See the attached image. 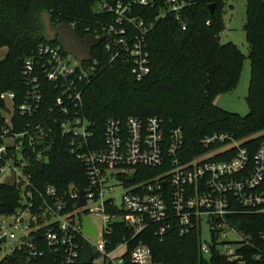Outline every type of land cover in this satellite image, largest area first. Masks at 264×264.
<instances>
[{
  "label": "built area",
  "instance_id": "obj_1",
  "mask_svg": "<svg viewBox=\"0 0 264 264\" xmlns=\"http://www.w3.org/2000/svg\"><path fill=\"white\" fill-rule=\"evenodd\" d=\"M195 2L97 0L100 8L93 9L103 18L85 28L87 35L105 36L93 49L99 47L97 56L92 51L82 62L52 42L40 43L25 56L26 89L20 100L14 91L0 93V183L13 185L19 193L15 209L0 215V246L11 244L2 260L14 256L16 264H82V248L89 243L88 264H158L144 243L129 249L124 237L109 247L113 225L121 222L136 234L153 225L160 240L171 230L180 236L196 230L203 255L208 256L216 243L229 260L244 264L236 247L249 241L229 217L236 203L244 210L264 212V140L251 153L231 133H215L201 140L208 150L187 157L183 130L158 116L109 117L100 141L83 112L87 86L121 57L129 58L137 80L146 77L151 71L148 34L169 15L185 30L184 11ZM137 7L149 11L144 16ZM45 82L57 92L48 104ZM59 141H67L70 152L84 163L83 188L37 184L33 168L49 162ZM131 175L133 180H128ZM117 187L122 189L119 198ZM84 214L95 236L83 231ZM92 216L101 217V231ZM205 224L209 241L203 240ZM229 232L239 240H228ZM97 236L100 239L92 244Z\"/></svg>",
  "mask_w": 264,
  "mask_h": 264
},
{
  "label": "trees",
  "instance_id": "obj_2",
  "mask_svg": "<svg viewBox=\"0 0 264 264\" xmlns=\"http://www.w3.org/2000/svg\"><path fill=\"white\" fill-rule=\"evenodd\" d=\"M96 1L0 0V46L7 48L5 57L0 59V93L14 91L19 101L25 92L24 58L36 51L40 43L48 42L42 20L45 11L50 12L54 25L75 23V30L84 38L85 28L103 18L93 9ZM195 1L184 11L185 30L169 15L159 20L148 34L151 71L146 77L137 80L131 61L124 56L102 70L87 86L83 112L93 123L95 140L103 141V129L109 117L158 116L167 125L183 130L187 157L208 150L201 140L221 132L231 133L251 153L259 148L264 140V0L246 2L244 29L248 56L235 43L221 41L226 0ZM211 3L215 4L214 13L209 8ZM137 11L145 16L149 10L137 7ZM98 49L95 48L93 56L98 55ZM246 58L251 61L246 97L249 112L241 115L219 107L216 101L221 94L237 87ZM45 83L44 104H48L57 92L51 83ZM33 170L40 187L53 185L64 190L70 184L82 188L87 185L86 167L70 152L67 141L57 142L49 162ZM261 187L264 189V182ZM18 201L17 189L0 183V215L12 212ZM234 208L229 222L249 241L236 247L239 260L244 264H264V212L244 210L239 203ZM113 228L109 247L124 237L129 241V249L144 243L152 249L158 264H238V260H229L221 253L216 243L208 256L203 255L196 230L184 236L171 230L160 240L153 225L137 234L121 222L114 223ZM8 261L17 263L12 256L3 259L2 264Z\"/></svg>",
  "mask_w": 264,
  "mask_h": 264
},
{
  "label": "rangeland",
  "instance_id": "obj_3",
  "mask_svg": "<svg viewBox=\"0 0 264 264\" xmlns=\"http://www.w3.org/2000/svg\"><path fill=\"white\" fill-rule=\"evenodd\" d=\"M246 2L247 0H226L225 13L223 19L225 22V29L221 33L222 42H233L240 50L248 56L249 45L246 39V32L244 25L246 23ZM99 5H95L94 9L99 10ZM7 53V48L0 46V59L4 58ZM250 71H251V61L246 58L244 61L243 70L240 75L238 85L235 89L228 93L221 94L216 101V104L230 112H235L241 115H245L249 112V106L246 100L249 89L250 81ZM122 193V189L117 187L115 190V195L119 198ZM92 219L96 223L99 231H101L102 221L101 217L92 216ZM228 240L235 241L239 240V235L229 232ZM100 239V236L91 239L92 244ZM203 240H210L209 227L205 224L203 231ZM233 247L237 243H231ZM11 251V244L0 246V261L2 258Z\"/></svg>",
  "mask_w": 264,
  "mask_h": 264
},
{
  "label": "water",
  "instance_id": "obj_4",
  "mask_svg": "<svg viewBox=\"0 0 264 264\" xmlns=\"http://www.w3.org/2000/svg\"><path fill=\"white\" fill-rule=\"evenodd\" d=\"M211 13H214L215 4H209ZM45 38L48 42L57 41L62 48L76 59L84 62L88 61L92 55V51L104 38L95 37L94 35H87L81 38L75 28L66 22H62L58 25L52 23L51 14L49 11H45L42 16ZM134 176L128 177V180H133ZM84 204L83 197L80 201V206ZM83 219V231L91 236L96 235V229L92 221L84 214ZM33 222V221H31ZM92 259V248L89 243H84L81 253V263L88 264Z\"/></svg>",
  "mask_w": 264,
  "mask_h": 264
}]
</instances>
